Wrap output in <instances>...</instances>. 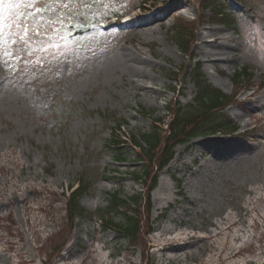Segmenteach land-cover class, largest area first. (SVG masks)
Masks as SVG:
<instances>
[{
	"label": "rangeland",
	"instance_id": "374dc122",
	"mask_svg": "<svg viewBox=\"0 0 264 264\" xmlns=\"http://www.w3.org/2000/svg\"><path fill=\"white\" fill-rule=\"evenodd\" d=\"M141 1L0 5V264H141L140 248L103 231L98 217L116 192L123 200L142 192L135 178L144 167L130 137L148 134L157 118L166 129L174 100L185 110L194 105L190 74L198 65L227 95L243 67L253 78L238 91L239 105L224 111L238 130L176 146L158 174L149 261L264 264V0H214L225 25L211 21L214 10L199 8L211 0H152L125 26L110 19ZM36 6L53 11L33 19ZM200 14L188 59L173 30L178 19ZM57 19L64 21L58 33L48 23ZM19 25L30 28L27 44ZM112 135L125 140L121 163L106 147ZM78 181L89 184L79 204L90 217L70 227L65 194Z\"/></svg>",
	"mask_w": 264,
	"mask_h": 264
},
{
	"label": "trees",
	"instance_id": "16d2710c",
	"mask_svg": "<svg viewBox=\"0 0 264 264\" xmlns=\"http://www.w3.org/2000/svg\"><path fill=\"white\" fill-rule=\"evenodd\" d=\"M149 0H143L132 6L130 10L142 8V5ZM152 1V0H150ZM199 8L203 11L214 10L211 21L218 24H226L227 16L221 8L215 10L214 0L199 2ZM128 10V11H130ZM200 18L191 22L178 19L173 30V39L180 52L188 59L193 57V47L196 40V33L199 25L202 24ZM78 33H76L77 35ZM200 65L191 70V80L197 88L193 99L194 105L189 106V110L181 108L174 100L168 106L170 116L166 129H164V118H157L154 126L148 134H143L139 139L132 136L131 146L138 150L137 159L143 167L135 180L142 184V192L133 197L132 200H123L119 193L110 196L108 206L103 214L99 215V225L103 231H113L119 236L128 239L129 245L139 247L143 259L141 264H150L149 252L151 250L148 235L152 226L150 222L151 201L150 193L154 189L158 174L162 171L174 157L175 147L189 142L191 138L200 135H214L224 132L234 133L238 126L233 124L229 117L224 115V111L230 106L239 105L237 98L238 91L252 80L253 74L248 67H243L231 77V83L236 87L234 94H224L220 90L208 84L201 73ZM172 80L181 74L179 70L171 72ZM143 115H148L142 110ZM122 124H117V129ZM140 142L145 144L142 146ZM123 141L117 136L111 137L106 142L107 149L114 151L116 162L124 161ZM73 192L67 195V221L70 227L76 218L90 217L80 207V199L88 189L89 184L83 186L81 181ZM121 214L122 223H115L113 216ZM62 244H57L53 252L61 249Z\"/></svg>",
	"mask_w": 264,
	"mask_h": 264
},
{
	"label": "snow or ice",
	"instance_id": "6c2138e0",
	"mask_svg": "<svg viewBox=\"0 0 264 264\" xmlns=\"http://www.w3.org/2000/svg\"><path fill=\"white\" fill-rule=\"evenodd\" d=\"M13 2H16V3H26L30 6H35V5H39V4H44V5H49V4H62L63 7L65 8H68L70 4L72 3H76V2H79V3H83V0H0V5L2 4H5V3H13ZM93 2H98V0H93ZM53 9L50 8V7H40V6H36L35 7V12L33 14V19H36L37 16L40 17V19L42 20L43 17H42V13L44 12H52ZM85 19H87V17H85ZM52 31L54 32H59V27L58 25H62L64 23V21L62 19H57V20H49L48 21ZM73 27H83L82 24H75V25H72ZM19 27L22 28L23 30V35H21L19 37L20 41H22L24 44H27L30 40L31 37H29V31H30V28L27 26V25H19ZM2 32H3V29L2 27H0V47H2L4 41H3V38H2ZM35 34L36 35H40V31H39V27H37V29H35ZM11 43L13 45H15L17 43L16 40H12ZM7 55H11V53H7Z\"/></svg>",
	"mask_w": 264,
	"mask_h": 264
},
{
	"label": "bare ground",
	"instance_id": "6f19581e",
	"mask_svg": "<svg viewBox=\"0 0 264 264\" xmlns=\"http://www.w3.org/2000/svg\"><path fill=\"white\" fill-rule=\"evenodd\" d=\"M137 19L135 18L134 20H133V22H135ZM109 27V26H108ZM215 40H213V42H214ZM161 186V185H160ZM160 186H159V188H160ZM102 259V258H101Z\"/></svg>",
	"mask_w": 264,
	"mask_h": 264
}]
</instances>
